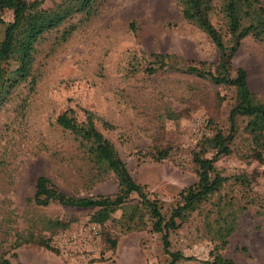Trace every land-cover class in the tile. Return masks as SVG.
I'll use <instances>...</instances> for the list:
<instances>
[{
    "label": "rangeland",
    "instance_id": "obj_1",
    "mask_svg": "<svg viewBox=\"0 0 264 264\" xmlns=\"http://www.w3.org/2000/svg\"><path fill=\"white\" fill-rule=\"evenodd\" d=\"M38 1L53 10L63 0ZM179 1L96 0L91 17L74 16L35 46V82L30 78L12 88L0 105V254L11 264H171L161 235L149 225L122 228L124 211L137 204L134 194L103 226L90 222L93 209L38 207L31 198L41 176L68 196L115 195L123 190L121 171L168 215L179 193L197 182L192 154L217 129L229 134L235 92L158 64L161 56L175 55L205 62L214 72L218 62L207 36L181 18ZM213 5L211 21L222 27L221 0ZM0 20L1 40L11 12H0ZM69 25L74 31L62 40ZM232 67L246 72L249 90L264 103V38L244 39ZM149 68L157 71L150 74ZM63 113L78 123L91 114L115 148L113 160L86 153L57 125ZM245 124L236 119L232 153L215 161L226 182L169 234L170 250L191 259L174 264L209 260L219 245L215 232L222 216L233 219L235 229L218 252L234 264H264V153L262 161L252 156ZM166 149L167 158L154 159ZM46 220L68 228L52 231ZM29 234L49 240L53 251L34 243L15 248L18 235Z\"/></svg>",
    "mask_w": 264,
    "mask_h": 264
},
{
    "label": "trees",
    "instance_id": "obj_2",
    "mask_svg": "<svg viewBox=\"0 0 264 264\" xmlns=\"http://www.w3.org/2000/svg\"><path fill=\"white\" fill-rule=\"evenodd\" d=\"M95 1L63 0L53 10H45L41 8V2L38 0H0V12L9 11L12 14V20L5 25L0 40V105L12 88L30 78L31 82H35L32 74L35 46L41 38L49 32L58 31L76 15L91 17ZM179 5L181 18L202 31L216 47L218 62L214 72L206 68L205 62L195 64L175 55L161 56L158 64L161 67L167 66L170 70L209 80L216 85L231 87L235 92V102L229 113V134L225 135L222 130L217 129L211 137H203L198 143L197 151L192 154L197 182L179 193L178 202L168 215L163 213L159 200L151 199L143 187L135 184L130 176L121 171L119 180L123 190L115 195L68 196L46 177L41 176L35 182V191L31 198L32 203L38 207L58 204L68 208L93 209L90 222L103 226L111 220L116 211L125 208L128 197L134 194L138 198L137 204L126 207L127 210L122 215V228L126 231L139 230L149 225L152 233L161 235L164 253L170 257L171 264L191 260L180 252L170 250L169 234L179 229L181 224L226 182V178L218 173L215 161L218 157L232 153L231 144L237 133V118L246 120L244 132L247 134L252 156L262 161L264 153V103L256 101L249 90L246 72L242 68L232 67V59L244 39L250 37L260 41L264 38V5L260 0H221L222 27H216L211 21L213 0H180ZM0 24L4 23L0 20ZM73 31V25L64 27L61 32L62 40H66ZM156 71V68L147 69L150 74ZM56 123L63 130L72 133L89 155L93 154L106 161L113 160L115 148L95 128L91 114L87 113L85 122L78 123L73 116L63 113ZM210 152L213 156L206 157ZM168 154L167 149L158 151L154 159L163 160ZM221 219L223 225L215 232L219 245L209 253V260L202 261L203 264H234L218 252L219 249L225 248L228 237L235 229L234 221L230 220L229 216H222ZM45 224L52 231L68 228V224L57 220H46ZM30 243L53 251L49 240L35 238L32 234L28 237L18 235L15 248ZM0 264L11 263L0 254Z\"/></svg>",
    "mask_w": 264,
    "mask_h": 264
}]
</instances>
